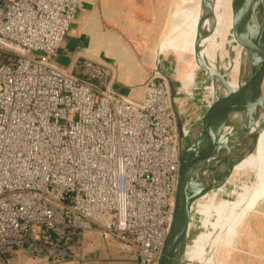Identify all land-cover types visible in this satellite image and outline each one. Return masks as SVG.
Segmentation results:
<instances>
[{"label":"built area","instance_id":"built-area-1","mask_svg":"<svg viewBox=\"0 0 264 264\" xmlns=\"http://www.w3.org/2000/svg\"><path fill=\"white\" fill-rule=\"evenodd\" d=\"M82 0H0V264H99L87 236L157 264L171 227L180 141L169 81L140 100L105 63H56Z\"/></svg>","mask_w":264,"mask_h":264},{"label":"water","instance_id":"water-1","mask_svg":"<svg viewBox=\"0 0 264 264\" xmlns=\"http://www.w3.org/2000/svg\"><path fill=\"white\" fill-rule=\"evenodd\" d=\"M232 1L242 39L238 89L233 90L226 77L233 68L211 61L205 55L215 29L216 0H201L194 61L197 70L209 75L213 92L209 100L204 99V106H197L194 116L200 115L190 134L184 130L188 115L186 107L183 106V112V107L179 106L175 79L164 71L160 53L156 54L151 76L158 71L169 81L180 141L173 218L157 264H200L190 260L187 254L191 242L204 231L194 223L199 200L229 178L233 169L255 152L264 128V0Z\"/></svg>","mask_w":264,"mask_h":264},{"label":"crops","instance_id":"crops-1","mask_svg":"<svg viewBox=\"0 0 264 264\" xmlns=\"http://www.w3.org/2000/svg\"><path fill=\"white\" fill-rule=\"evenodd\" d=\"M169 3L170 0H82L56 63L61 67L89 59L105 63L112 70V87L129 99L140 100L144 84L155 68L159 46L156 33L163 27ZM235 252L237 260L233 264H264V235L249 249ZM17 255L25 257V264L34 260L22 251Z\"/></svg>","mask_w":264,"mask_h":264},{"label":"bare ground","instance_id":"bare-ground-1","mask_svg":"<svg viewBox=\"0 0 264 264\" xmlns=\"http://www.w3.org/2000/svg\"><path fill=\"white\" fill-rule=\"evenodd\" d=\"M200 1L201 0H199V11H200ZM214 12H215V29L208 41L209 45L205 52V55H207L210 58V60H216L218 54L221 53V56L224 59H227L228 50L232 51V53L234 54V59L232 64L230 61L229 65L233 69L226 77L231 88L236 91L239 85L238 70L241 59L242 39L234 15L233 1L216 0ZM198 18H200V12L198 13ZM211 20H212L211 18L208 19V22H211ZM199 23L200 20L198 19L197 31H198ZM185 24L187 23L185 22ZM187 26L189 28V25ZM219 26H222L221 33H219L220 31ZM231 26H233V29L236 31V35L233 39H231L232 41L230 40L224 43L225 41L224 39H226L225 36L229 34L231 30ZM172 31H174V33L172 35L170 34L169 36H167L165 40L158 46L157 49V53L158 54L160 53L162 68L167 73L168 71L165 69V66L168 68L169 62L168 59L165 58H164L165 60L163 59L164 62L162 61V47H164L166 44L169 45L176 44L179 40L182 41L185 37H187L184 34L188 35L187 32H183L180 28H174L172 29ZM218 34H220L223 40H220L218 38ZM216 38L219 41V43L216 40ZM229 39L227 38V40ZM195 40L196 38L193 39V42H195ZM185 42H183L178 47L180 48L186 47V51H189L188 53L192 52L191 54H193L194 50H191L190 43L188 42L185 43ZM168 51L171 53L172 49L171 48L168 49L166 51L167 54L169 53ZM183 56H185V53H183ZM225 63L227 65L226 60ZM170 67L171 69H174V66L171 65ZM197 71L198 70L196 67V72ZM204 74L206 75V78ZM168 75L170 74L168 73ZM197 76L203 79L201 81L194 82L196 87L195 89L193 88V86L185 87L188 89V91L186 92L184 90L181 92L179 88L180 83L183 82L182 79L184 77L180 79L178 78L177 81H175L176 91L180 95L178 100L180 107H182L181 105L185 97L188 98V102L192 99V97H196V98L198 97V99L194 101L195 102L194 105L191 104L190 106L186 107L187 110L186 114L188 115V117H190L191 114L193 115L195 113L197 108V106L195 105L201 104L202 106H204L203 104L204 99L207 98L209 100L211 97V95L206 97L205 95H202L201 92V89H204L202 86L206 85L207 82H211L209 75L203 72V73H199V75L196 73V77ZM170 77L172 76L170 75ZM210 86H211L210 91L212 94L213 87L211 84ZM188 122L189 120L184 122V130L186 134H190L193 127V126H189ZM262 145L263 147L261 148L264 149V128L261 131L255 152L248 159L238 164L233 169V172L230 174L229 178H226L221 184L216 186L214 189L210 190L205 196H203L199 200L196 222L194 223L199 225L200 227H203L204 231L199 233L189 245L187 254L190 260L197 261L200 264H215L214 256L212 254L209 255V248L211 247L212 250V247L215 246L218 247L220 245L219 247L220 249H216L219 254L223 250L224 246H226V244L231 240V237L234 235V233L235 232L237 233V229L239 227L238 217L240 214L238 215V217H236L237 219L235 218V221L233 222L232 226H230L231 225L230 218L235 217L237 213H240L243 210V208L247 206L249 199L252 197L256 187L260 182L261 172H264V167L260 170L258 174L253 170V168L255 167L257 153L259 151L260 146ZM199 250L203 251L205 257H200L198 255Z\"/></svg>","mask_w":264,"mask_h":264},{"label":"rangeland","instance_id":"rangeland-1","mask_svg":"<svg viewBox=\"0 0 264 264\" xmlns=\"http://www.w3.org/2000/svg\"><path fill=\"white\" fill-rule=\"evenodd\" d=\"M167 17L164 18L162 22V28L156 33V40L159 41V45L165 40L167 36L172 35L174 28H180L183 32H187L188 35L184 34L185 37L182 41L179 40L176 44H166L162 47V60L168 59L169 65L168 68L165 66V69L168 73L177 81V79L182 78L180 83V91L183 90L188 91L185 87H192L195 89V81H201L203 78L196 77V73H203L204 71L198 70L196 72V64L194 61V53H188L186 51V47H178L183 42L190 43L191 50H194L195 42L193 39L196 38L197 34V23H198V11H199V0H170L169 9H168ZM198 12V13H197ZM185 22L187 24H185ZM186 25V26H185ZM189 25V28L188 26ZM187 27V28H186ZM219 33L222 31V26H219ZM236 35V31L231 26V30L229 34H227L226 39H224V43L233 39ZM218 38H221L220 34H218ZM227 38L229 40H227ZM171 39V38H170ZM169 39V40H170ZM217 40V38H216ZM218 41V40H217ZM232 41V40H231ZM219 43V41H218ZM227 44V43H226ZM228 45V44H227ZM172 49L171 53L168 54L166 51L168 49ZM176 48V49H175ZM185 48V50H184ZM188 50V49H187ZM190 50V51H191ZM185 53V56H183ZM164 59V60H165ZM234 54L232 51L228 50L227 59H224L221 56V53L218 54L216 61L219 62L220 65H226L225 60L227 61V66L233 62ZM163 60V61H164ZM212 61V60H211ZM174 66V69H171L170 66ZM184 73V74H183ZM184 75V76H183ZM205 78L206 75L204 74ZM211 82H207L206 85L201 89L202 95L206 97L211 95ZM208 92V93H207ZM263 94H264V84H263ZM185 97V96H184ZM198 99V97H192V99L188 102V98L185 97L182 102V107L194 105V101ZM201 104H197L195 106H199ZM184 112V107H183ZM197 114V115H196ZM190 115V119L186 117V120H189V126H193L197 117L200 115L196 113ZM262 138V135H261ZM260 146L259 151L257 153V158L255 162V167L253 170L258 174L260 170L264 167V149ZM263 164V165H262ZM262 165V166H261ZM261 167V168H260ZM240 214V215H239ZM239 215V217H238ZM238 217L239 227L237 229V233L231 237V240L224 246L223 250L218 254L216 249H220V245L217 247H212L211 254L214 256L215 264H233V260L236 258L237 253L235 250L240 249H249L250 246H253L255 240H258L259 237H263L264 235V172H261L260 182L256 187L252 197L249 199L247 206L243 208L240 213H237L235 217L230 218L231 225L235 221V218ZM237 219V218H236ZM230 228V227H229ZM228 228V229H229ZM223 234V233H222ZM86 250L88 252V257L92 260H95L99 264H131V257L129 254L122 251V245L116 240H104L98 237L95 234H90L87 236ZM97 251V256H95V252ZM19 251L11 253L9 256V264H25V257L22 255H17ZM21 252V251H20ZM200 257H205L203 251L198 252ZM33 259V258H32ZM28 262L32 264H43L40 260H29Z\"/></svg>","mask_w":264,"mask_h":264}]
</instances>
